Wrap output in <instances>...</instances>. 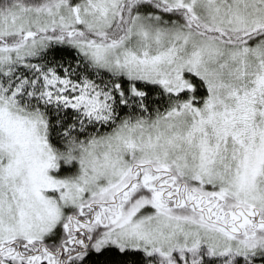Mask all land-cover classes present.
Wrapping results in <instances>:
<instances>
[{"label":"snow or ice","instance_id":"obj_1","mask_svg":"<svg viewBox=\"0 0 264 264\" xmlns=\"http://www.w3.org/2000/svg\"><path fill=\"white\" fill-rule=\"evenodd\" d=\"M0 264H264V0H0Z\"/></svg>","mask_w":264,"mask_h":264}]
</instances>
